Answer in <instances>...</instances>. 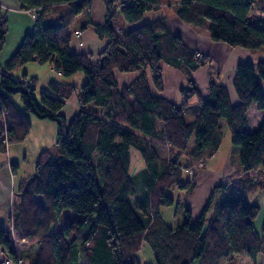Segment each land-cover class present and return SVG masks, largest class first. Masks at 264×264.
<instances>
[{
  "label": "trees",
  "instance_id": "obj_1",
  "mask_svg": "<svg viewBox=\"0 0 264 264\" xmlns=\"http://www.w3.org/2000/svg\"><path fill=\"white\" fill-rule=\"evenodd\" d=\"M16 1L21 9L34 10L37 18L32 19L34 30L24 35L0 70V153L28 135L29 113L56 123V151L40 152L34 172L13 189L19 196L14 226L28 246L26 252L16 248L10 230L0 229V253L13 264L18 259L27 264H141L139 253L147 245L152 264H244L245 259L255 263L264 250V220L259 234L253 221L260 207L250 205L242 192L228 193L230 187L241 185L240 177L214 185L195 219L186 209L184 221L170 226L160 208L174 204L167 193L170 188L188 194L195 187L194 177L182 182L184 170L218 150L222 123L239 150L243 171L255 173L250 179L264 180V62L236 65L235 105L224 85L210 81L203 98L190 77L180 88L176 104L151 93L149 80L154 89H162L159 64L163 61L189 72L205 65L208 58L198 60L197 52L173 34L164 18L134 26L146 12L160 9L163 0H102L104 24L91 28L107 44L94 63L89 54L70 52L68 33L60 34L90 0ZM170 3L181 22L194 27L207 23L212 42L250 51L264 49V0ZM117 15L133 27L115 26L112 21ZM6 33L7 15L0 7V50ZM29 62L50 64L62 77L81 72L87 81L78 87L52 81L48 87L54 95L39 91L37 96L36 77L11 75ZM115 71L136 77L119 85ZM73 91L80 109L67 123L60 112ZM11 94H19L24 112ZM194 97L199 112L186 122ZM252 103L263 112V119L255 131L246 133L245 114ZM191 141L190 164L182 158ZM162 147L168 150L166 157L159 155ZM132 151L144 163L136 173H132ZM11 166L14 172L17 165ZM138 181L140 196L135 194ZM131 196H136L135 209L141 213L131 206ZM212 205L214 212L208 218ZM62 209L83 217L59 231Z\"/></svg>",
  "mask_w": 264,
  "mask_h": 264
},
{
  "label": "crops",
  "instance_id": "obj_2",
  "mask_svg": "<svg viewBox=\"0 0 264 264\" xmlns=\"http://www.w3.org/2000/svg\"><path fill=\"white\" fill-rule=\"evenodd\" d=\"M2 1L8 5L7 8L10 10L11 13H13L14 15L18 14V15L23 16V19L25 22H23L22 27L26 29H24L23 34L21 36L24 37L25 34L31 33L34 30V22L32 20L30 12L24 9H21L19 6V3L16 0H2ZM85 12L86 13H85V17L83 20L79 22L77 21L76 25L74 24V20L78 19L79 15L81 14L80 13L70 23L69 27L66 30L62 31L60 34L65 35V32L68 33L70 37V41H69L70 52L74 54H89L90 62L94 63L97 59L96 58L97 54L101 52L107 44L106 38H99L93 32V29L91 28L92 25L104 24L105 9H104L102 0H90L89 6L85 9ZM21 16H18V17H21ZM161 18H164L166 20L173 34L180 37L190 50L202 53L206 55L208 58L207 63L196 70L184 72V71L176 69L177 71L181 73L180 76H177V79H178L177 98L175 99V101L170 96H167V97L164 96L163 98L173 103H176V104L180 103V99H181L180 93H179L180 88L183 87L184 84L186 83L187 77H190L196 83V86L199 89V92L203 98L206 97L207 86L209 82L212 81V82H216V83H220L224 85V87L227 90L230 103L232 105L237 104L238 98L236 96L234 87L232 85V79H233V75L235 72V67L239 63L256 64L258 62H264V49H261L258 51H250V50H246L243 48H237V47L232 48L223 43L212 42L210 41L208 37V24L207 23H205L201 27H194L192 25L185 24L176 17L174 10L172 8H164V9H158L154 11H148L143 15L141 21L134 26L151 23ZM15 19H16V16H15ZM7 20H8V16H7ZM115 20L117 22L115 26L122 28L123 30H128L131 27H133V26H128L127 24H125L122 18L118 15L116 16ZM76 29L82 30V34L79 37H76L73 33V31ZM80 42L82 43L81 45H80ZM18 46L16 45V47H14L15 51ZM1 50H0V53H1ZM13 53H11V55H9V57L6 59H1L0 57V66H1L0 70L1 68L4 67V65L7 63V61L9 60V58L12 56ZM31 63H34V62H31ZM47 66L49 67V69L52 70V72L50 73L51 79L50 81L47 82V85H48L52 81L57 82L59 80L58 75L59 76L61 75L58 72H56L50 64H47ZM23 73H26L28 76L30 74L27 70H24ZM114 76L116 80L118 81L119 85H123V84L127 85L133 81V79L136 77V74L118 75L120 77V81L115 74ZM85 80H86V76H84L83 73L78 72V74L75 73L72 76H70V78L66 81V83H69V84H72L78 87L80 86L79 85L80 82H85ZM59 82H65V81L60 79ZM162 90H163V85H162ZM151 93L152 95L156 96V94L153 91ZM76 96H77V92H76ZM74 98L76 99V97ZM67 100L69 101V98ZM68 101H66V103ZM76 101L78 103V100ZM19 104L20 103H18V105ZM15 105L17 106L18 109L21 108L17 105L16 101H15ZM66 105H67V108L69 105H71L72 109H75L76 107L74 100H70L69 104L67 103ZM198 112H199V108L197 106L192 111V116L190 118L194 120L197 117ZM262 119H263V112L258 110L256 105L252 103L245 114V125L243 127V131L246 133H251L255 131L260 126ZM30 120L33 121L34 119L31 118ZM227 135H229L230 137L227 127L224 125V123H222V142L225 139V136ZM220 148H221V144L218 150L211 156L210 158L211 160L217 157L220 151L219 150ZM192 150H193V145L192 147L188 146V149H187L188 154L191 153ZM238 154H239L238 148L234 147L232 144L231 145L228 144L227 153L224 155L223 161L222 160L220 161L219 159H217L215 162H213V165L210 169L206 168V166H202L196 169L194 173L191 175V178L194 177V182H195V187L193 188L194 191L192 190V193L195 192V189H197L198 184L200 182L210 183L209 181L211 179L212 180V183L210 185V188H211L212 184L215 183L213 180H215L218 183L219 182L225 183L233 178H236V177L241 178V176L246 175L247 173L243 171L242 167L239 164ZM188 163H190V161ZM11 164L12 163L8 162V160H3V159L0 160V229H4V230H9L8 221H9L11 210L13 207V200H12L13 192L12 193L10 192L13 189H10V188L14 187L13 185L14 181L12 179L15 178L14 173L17 172L16 169L13 172ZM191 178L187 179V178L182 177L181 180L182 182H186L190 180ZM254 181H257V180H254ZM251 184L252 183L249 178H247V181L245 182L242 179L240 186H233L232 188L234 191L240 192L239 190L241 188L244 189V185L248 187V186H251ZM243 194L245 196L246 201L250 205H257L258 207L264 205V180H263L261 188L254 187L252 188V191L250 192L249 195H246L245 193ZM219 197L220 195H217V198ZM189 199H190L189 201L191 202V200L193 199V196L190 197ZM205 202L206 200H204V203ZM199 205L200 203H198L197 206ZM200 211L201 210L197 208L195 211V214H193V210H192V213L190 212L191 219H195ZM213 212H214V205H212L208 211V218L211 217ZM22 251L26 252V249H23ZM4 259H7L6 256L0 253V264H2V261ZM10 264H13V263L11 262ZM23 264H27V262L23 261ZM144 264H152V261H150V263H147V261H145ZM192 264H198V262L195 261Z\"/></svg>",
  "mask_w": 264,
  "mask_h": 264
},
{
  "label": "rangeland",
  "instance_id": "obj_3",
  "mask_svg": "<svg viewBox=\"0 0 264 264\" xmlns=\"http://www.w3.org/2000/svg\"><path fill=\"white\" fill-rule=\"evenodd\" d=\"M170 1L172 2V0H163V3L161 4L160 9H164V8H172L173 9L174 4L170 3ZM0 6L2 8V12H5L6 15L8 16L7 33L5 35V42L3 44V48H2L1 53H0L1 59H6L9 57V55H11V53H13L15 51L14 47H16V45L17 46L19 45V43L23 37L21 35L23 34L24 29H26V28L22 27L23 22H25L23 19V16L18 15V14L14 15L13 13H11L10 10L7 8L8 5L5 2H3L2 0H0ZM85 13H86L85 9L82 10L78 19L74 20L75 25H76L77 21L79 22V21L84 19ZM30 15L32 17V13H30ZM15 16H16V19H15ZM18 16H21L22 18L18 17ZM112 22L114 25H116V23H117L116 20H113ZM197 53H195L196 58H197ZM203 59H204V57H203ZM204 61H206V60L204 59ZM159 66L161 68L160 75H161V82L163 85V90L161 89L159 91V90L154 89L152 87L151 80H149V84L151 86L150 87L151 92L153 91L156 94V96H160V97L170 96L175 101V99L177 98V92H178L177 76H180L181 73L179 71H177L176 69H173L172 67L168 66L163 61L159 64ZM24 70H27L30 73L29 76L36 77V79H37L36 95L37 96H38L39 91H47V92H49L50 95H52V96L54 95L47 85V82L50 81V79H51L50 73L52 72V70L49 69L47 64L38 65V64L29 62V63L23 65L22 67H20L17 71H14L11 75L13 78L19 79L21 77V74L24 72ZM183 71L186 72L185 70H183ZM76 74H78V73H76ZM114 74L117 76L119 81H120V77L118 75H125V74H121L117 71H115ZM83 75L86 76L85 74H83ZM58 77H59V80L62 79L65 82L70 78V76L69 77H62V75L61 76L58 75ZM86 81H87V79L85 80V82ZM85 82H80V84L79 83L78 84L82 85ZM74 97H76V99ZM10 98L12 99V101L14 103L16 101L17 105H18V103L22 104V101L20 99L19 94H11ZM68 98H69V101L66 100V101H68L67 103L69 104L70 100H74L76 107H75V109H72L71 105H69L67 108V105H66L67 103L65 101L64 106H63L60 113L64 116L67 123L70 122V120L73 118V116L80 109V107L76 101L77 100L76 91H73L69 95ZM190 101H191L190 102L191 108L189 110L190 113L186 114L184 117V120L186 122L192 121V119L190 118L192 116V111L194 110L195 107L198 106L195 98H193ZM20 104L18 105L19 107H21L20 111L24 112L23 104L22 105H20ZM28 115H29L30 119L31 118L34 119L33 121L30 120L31 128H30L28 135L25 137V139L23 141H21L19 143H13V144L7 145L5 153H0V160H2V159L8 160V162H11L12 164L18 165V167H16L17 172L14 173L15 178L12 177L13 178L12 180L14 181L13 182L14 187L12 186L13 188H10V189H15L17 182L20 179H22L23 177H26V176H28L34 172V165L38 159L40 152H42L43 150H49V151H53V152L56 151V147H55L56 133H57L56 123L52 120H49V119H39L34 114L29 113ZM227 136H225V139L221 143V148L219 149L220 151H219L216 158H214L212 160L210 159L211 157L203 158L204 164L196 165L197 163H195L190 168L189 167L186 168L184 170V174L182 177L189 179V178H191V175L194 173V171L196 169H198L199 167L206 166V168L210 169L213 165V162H215L217 159H219L220 161L221 160L223 161L224 155L227 153V145L228 144L231 145L230 137H229V135H227ZM189 146L192 147V141L190 142ZM159 155H160V157H166L168 155L167 148H165V147L159 148ZM132 157H133L132 173H136L139 170L143 169L144 163L135 151H132ZM188 157H189L188 152H186V154L182 158L183 162H185L186 159H187V162H189ZM254 174H255L254 172L247 173L246 175L241 176V179H243V181L245 182V181H247V178L250 179V177ZM254 180L255 179H250V181L252 183L251 186L246 187L244 185V189L241 188L239 191L245 193L246 195H249L250 192L252 191V188H254V187L261 188L263 180L262 179L257 180V181H254ZM213 181L215 183L213 182L214 184H212L211 188H210V185L212 183V180L210 179V181H209L210 183L200 182L198 184L197 189H195V192L192 193V190H193L192 189V190H189L188 194L186 193V190H183V192H182V190H179L175 187L170 188L167 193L170 197L173 198L174 204L172 206L160 208V214L164 218L166 223H168L170 226L179 225L185 219V214H186L185 210L186 209H188L191 213L193 210V214H195V211L197 208H199V210H201L202 209L201 207H203L205 204L204 200L208 199L209 193H210L212 187L214 185L218 184V182H216L215 180H213ZM232 187L229 188L228 193H232V194L238 193L237 191H234ZM10 192L12 193L13 190ZM135 194H136V196L142 195L141 194V188L139 186V181L136 184V193ZM12 196H13L12 197L13 198L12 199L13 200V207H12L10 218L8 221V228L12 234L16 248L18 250H23V249H26L28 246L26 245L25 241L22 239L21 235L19 234V232H18L19 230H17L14 226V221H16L17 206L19 204V196L16 193H12ZM136 196L130 197V203L134 209H135L134 198ZM192 196H193V199L190 202L189 198ZM198 203H200L199 206H197ZM135 210L138 211V213H141L140 208L135 209ZM199 214H200V212L198 213V215ZM82 217H83L82 214L77 213L73 210L62 209L58 214L57 229L59 231H62L63 226L66 223L73 221L75 219H81ZM263 220H264V205L260 206L259 213L253 221L254 228H255L256 232L259 234H262ZM52 228L53 227H51V230H52ZM139 257H140L141 264H144L145 261H147V263H150V261H152V259H153L152 253H151V250L149 249V247L147 245H144L141 252L139 253ZM233 263H234V261L230 262V264H233ZM225 264H229V263L226 262ZM244 264H264V250H263V253L257 257V262L253 263L249 259H245Z\"/></svg>",
  "mask_w": 264,
  "mask_h": 264
},
{
  "label": "built area",
  "instance_id": "obj_4",
  "mask_svg": "<svg viewBox=\"0 0 264 264\" xmlns=\"http://www.w3.org/2000/svg\"><path fill=\"white\" fill-rule=\"evenodd\" d=\"M127 2V0H125V3ZM27 11V10H26ZM28 12H30V13H32V18H33V20H35L36 18H37V16H36V14H34L35 13V11L34 10H32V11H28ZM74 35L76 36V37H79L81 34H82V31L81 30H79V29H77V30H75L74 32ZM82 43L80 42V45H81ZM203 57H204V55L203 54H201V53H197V58L201 61V60H203ZM202 165V164H204V159L202 158V159H200L198 162H197V164L196 165ZM11 263V261L9 260V259H4L3 261H2V264H10ZM23 262H22V260L21 259H18L17 260V262H15L14 264H22Z\"/></svg>",
  "mask_w": 264,
  "mask_h": 264
}]
</instances>
